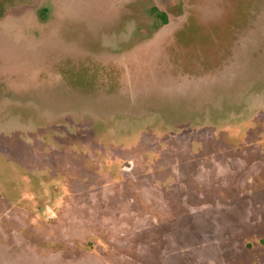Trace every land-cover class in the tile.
Returning <instances> with one entry per match:
<instances>
[{"label":"rangeland","instance_id":"obj_1","mask_svg":"<svg viewBox=\"0 0 264 264\" xmlns=\"http://www.w3.org/2000/svg\"><path fill=\"white\" fill-rule=\"evenodd\" d=\"M187 1L0 0V264H264V0Z\"/></svg>","mask_w":264,"mask_h":264},{"label":"crops","instance_id":"obj_2","mask_svg":"<svg viewBox=\"0 0 264 264\" xmlns=\"http://www.w3.org/2000/svg\"><path fill=\"white\" fill-rule=\"evenodd\" d=\"M165 3V2H164ZM163 3V5L160 7H158L157 5L155 6L158 10H160V12H162V13H169V12H171V13H173L174 14V12L173 11H171L170 10V8H169V10H166V5ZM170 4L169 3H167V6L168 7H170L169 6ZM172 5H174V4H172ZM175 10L177 11V10H179L180 12H181V9H180V7L182 8V11H183V14L182 15H184V14H189L190 13V11L188 10V9H190L191 7H192V5H191V3L189 2V1H187V0H178V2H176L175 3ZM191 10V9H190ZM169 11V12H168ZM176 15H179V13H178V11L176 12ZM178 17V16H177ZM171 23V21L169 22V23H166V24H164V25H166V26H168L169 24ZM161 30V29H160Z\"/></svg>","mask_w":264,"mask_h":264},{"label":"trees","instance_id":"obj_3","mask_svg":"<svg viewBox=\"0 0 264 264\" xmlns=\"http://www.w3.org/2000/svg\"><path fill=\"white\" fill-rule=\"evenodd\" d=\"M152 13H154L158 19H160V16L162 15L161 23L162 24L167 23V19L166 18L164 19V14L163 13L160 14V12L156 8L152 9Z\"/></svg>","mask_w":264,"mask_h":264},{"label":"water","instance_id":"obj_4","mask_svg":"<svg viewBox=\"0 0 264 264\" xmlns=\"http://www.w3.org/2000/svg\"><path fill=\"white\" fill-rule=\"evenodd\" d=\"M123 168H124V169H129V168H130V163H126V164H124V165H123Z\"/></svg>","mask_w":264,"mask_h":264},{"label":"flooded vegetation","instance_id":"obj_5","mask_svg":"<svg viewBox=\"0 0 264 264\" xmlns=\"http://www.w3.org/2000/svg\"><path fill=\"white\" fill-rule=\"evenodd\" d=\"M164 4L166 5L167 3L165 2Z\"/></svg>","mask_w":264,"mask_h":264}]
</instances>
